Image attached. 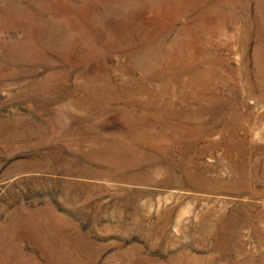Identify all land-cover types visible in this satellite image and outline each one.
<instances>
[{
  "label": "rangeland",
  "instance_id": "374dc122",
  "mask_svg": "<svg viewBox=\"0 0 264 264\" xmlns=\"http://www.w3.org/2000/svg\"><path fill=\"white\" fill-rule=\"evenodd\" d=\"M0 264H264V0H0Z\"/></svg>",
  "mask_w": 264,
  "mask_h": 264
}]
</instances>
